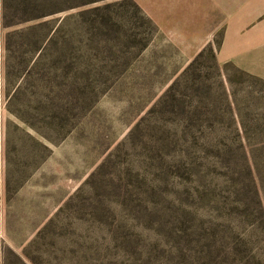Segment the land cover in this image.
Instances as JSON below:
<instances>
[{"label": "rangeland", "instance_id": "rangeland-1", "mask_svg": "<svg viewBox=\"0 0 264 264\" xmlns=\"http://www.w3.org/2000/svg\"><path fill=\"white\" fill-rule=\"evenodd\" d=\"M213 10L0 0V264H264V80Z\"/></svg>", "mask_w": 264, "mask_h": 264}, {"label": "crops", "instance_id": "crops-1", "mask_svg": "<svg viewBox=\"0 0 264 264\" xmlns=\"http://www.w3.org/2000/svg\"><path fill=\"white\" fill-rule=\"evenodd\" d=\"M213 6V22L217 25L221 15L224 17V32L217 49L219 62L231 63L264 80V0H213ZM195 39L196 43L187 47L189 57L210 43L213 36ZM171 40L184 46L172 32Z\"/></svg>", "mask_w": 264, "mask_h": 264}, {"label": "trees", "instance_id": "trees-1", "mask_svg": "<svg viewBox=\"0 0 264 264\" xmlns=\"http://www.w3.org/2000/svg\"><path fill=\"white\" fill-rule=\"evenodd\" d=\"M16 22H6V24H15ZM9 35L10 34H8V38H7V43L9 42ZM207 49H210L211 51V53H212V55L213 56H215V51H214V48L213 47H208V48H206V49H204V50H202L199 54H198V56L199 55H202L203 54V52L205 51V50H207ZM9 61H10V59H9V57H7L6 58V60H5V68H6V78H7V81H6V96H7V104H6V107H7V110L9 111V112H12V113H15L16 115H17V104H18V102H17V99H18V95H19V92H20V90H21V85L19 84V85H17L18 83H12L11 81H10V79H9V75H10V63H9ZM49 108H51V109H54L55 108V106L54 105H52V106H50ZM43 147L44 148H46V149H48V146L45 144V143H43ZM7 163L9 164L10 163V160H7ZM7 187H8V185H7Z\"/></svg>", "mask_w": 264, "mask_h": 264}]
</instances>
